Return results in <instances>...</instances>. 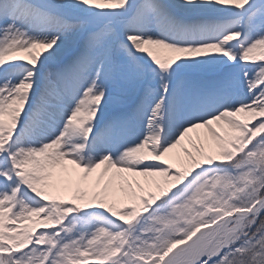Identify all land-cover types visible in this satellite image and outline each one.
Wrapping results in <instances>:
<instances>
[{"label": "snow or ice", "instance_id": "6c2138e0", "mask_svg": "<svg viewBox=\"0 0 264 264\" xmlns=\"http://www.w3.org/2000/svg\"><path fill=\"white\" fill-rule=\"evenodd\" d=\"M0 264H264V0H0Z\"/></svg>", "mask_w": 264, "mask_h": 264}, {"label": "bare ground", "instance_id": "6f19581e", "mask_svg": "<svg viewBox=\"0 0 264 264\" xmlns=\"http://www.w3.org/2000/svg\"><path fill=\"white\" fill-rule=\"evenodd\" d=\"M193 135H195V134L193 133Z\"/></svg>", "mask_w": 264, "mask_h": 264}]
</instances>
